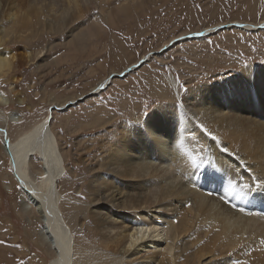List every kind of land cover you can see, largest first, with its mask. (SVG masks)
Masks as SVG:
<instances>
[{
	"label": "rangeland",
	"instance_id": "rangeland-1",
	"mask_svg": "<svg viewBox=\"0 0 264 264\" xmlns=\"http://www.w3.org/2000/svg\"><path fill=\"white\" fill-rule=\"evenodd\" d=\"M14 1L19 10L11 22L4 19L0 1V30L7 38L5 45L18 57L13 72L0 77V91L10 100L8 106L0 104V110L19 117V121L8 123L6 130L15 139L48 114L64 155L58 208L73 233V264L127 263L122 253L111 255V248L103 244L109 226L126 219V214L110 203L103 204L104 195H100L104 213L113 212L104 226L97 229L93 224L91 212L96 208L89 200L88 187L94 182L85 161L100 164L104 152L98 147L106 133L113 136L115 125L137 123L157 105L169 102L197 117L192 105L204 99L195 96L196 89L203 96L205 86L213 85L219 94L220 89L232 88L245 69L253 67L255 76L258 68L264 67V27L250 30L240 23L261 25L264 0H145L127 5L128 11L119 7L126 0H93L88 3L93 6L86 4L85 8L83 4L66 14L65 6L48 1ZM236 22L238 25L226 27ZM211 27L215 32L208 34ZM143 57L146 60L135 66ZM240 91L244 90L238 89L233 96L228 91L225 106L237 103L232 102L234 98L247 93ZM3 139L0 135V241L5 242L0 243V264H54L56 252L40 240L43 222L37 203L13 178L8 157L2 155ZM207 153L208 157L209 150ZM33 159V181L45 190L44 179L36 174L40 161ZM202 184L207 185L205 181ZM224 189L231 191L233 186L227 184ZM224 196L221 199L226 201ZM24 202L26 214L21 208ZM263 210L264 206L256 209L264 216ZM137 215L128 216V221L140 219ZM160 215L161 219L167 216L164 212ZM168 239L162 241V247ZM160 258L157 256V263Z\"/></svg>",
	"mask_w": 264,
	"mask_h": 264
},
{
	"label": "bare ground",
	"instance_id": "bare-ground-1",
	"mask_svg": "<svg viewBox=\"0 0 264 264\" xmlns=\"http://www.w3.org/2000/svg\"><path fill=\"white\" fill-rule=\"evenodd\" d=\"M0 1L5 6L2 7L4 19L11 22L17 16L18 4L14 0ZM45 1L65 6V14L71 8H80L83 4L86 8V4L93 2L29 0L33 4ZM126 1L119 7L128 11L127 5H139L145 0ZM241 24L248 25L250 30L258 25ZM213 32L211 27L207 33ZM6 39L0 30L2 78L13 72L18 61L14 50L5 45ZM252 69H245L228 90L231 96L238 89L244 90L241 93L247 92L234 98L232 102L237 103L225 106L229 102L228 91L220 89L217 94L214 88H218L207 84L205 95L201 96L200 89L194 93L207 101V104L201 100L192 105L197 117L172 102L157 105L137 123L115 125L116 131H111L113 136L105 132L106 140L98 147L104 152L100 160L96 159L99 165L85 161L94 182L88 187L89 200L96 208L91 212L93 224L97 229L104 226L113 212L104 213L99 206L100 195H104L103 204L110 203L117 212L126 214V219L109 226V236L103 239L104 246L111 248V255L117 251L124 255L127 263L123 264H264V244L261 243L264 224L259 223L264 221V216L256 211L264 206V188H256L249 176L251 171L264 179V67L256 69L253 77ZM0 104L10 105L9 98L1 91ZM8 114L0 110V135L4 137L2 155H7L12 176L25 195L37 203L43 222L40 240L47 249L56 252L54 264H73V233L58 208V179L65 170L64 155L48 114L15 139L10 138L6 126L19 121V117L14 112ZM213 136L218 139L214 141ZM225 147L228 152L223 151ZM33 158L40 161L41 168L36 174L44 179L45 190L39 189L33 181L34 174L30 172ZM227 184L232 185L233 190L225 191ZM245 184L249 187L245 188ZM223 195L226 201L221 199ZM21 208L26 214L25 202ZM163 212L167 215L165 219H161ZM132 214H138L140 219L128 221ZM112 230H117L115 235H110ZM165 236H169L170 241L168 239L162 247ZM250 247L252 251H248ZM109 253L106 254L108 259ZM156 253L161 257L158 263ZM137 254L140 256L135 257Z\"/></svg>",
	"mask_w": 264,
	"mask_h": 264
},
{
	"label": "snow or ice",
	"instance_id": "snow-or-ice-1",
	"mask_svg": "<svg viewBox=\"0 0 264 264\" xmlns=\"http://www.w3.org/2000/svg\"><path fill=\"white\" fill-rule=\"evenodd\" d=\"M101 87H104V85H101ZM201 128H204L203 125H200ZM204 131L205 132H208V130L206 128H204ZM208 135L209 136H212V133L211 132H208ZM218 138L217 137H214L213 136V140H217ZM223 151L225 152H228L229 149L228 148H223ZM249 176H250V179L253 181L254 185L256 188H264V179H260L258 176H256L254 173H251V171L249 172ZM245 188H248L249 185L248 184H245L244 185ZM190 206V205H189ZM241 212L244 211L243 208L240 209ZM0 243H5L4 241H0ZM261 243L264 244V239L261 240ZM129 247H131V245H129ZM22 264V262H21Z\"/></svg>",
	"mask_w": 264,
	"mask_h": 264
},
{
	"label": "water",
	"instance_id": "water-1",
	"mask_svg": "<svg viewBox=\"0 0 264 264\" xmlns=\"http://www.w3.org/2000/svg\"><path fill=\"white\" fill-rule=\"evenodd\" d=\"M234 25L233 24H230V25H227L226 27L227 28H230V27H233ZM264 27V23L257 26L255 29H259V28H263ZM221 29V27H219ZM188 37V36H187ZM172 44V43H171ZM146 59V58H144ZM144 59H142L138 64H136L135 66H140L143 62H144ZM49 119V118H48ZM7 139V138H6Z\"/></svg>",
	"mask_w": 264,
	"mask_h": 264
}]
</instances>
